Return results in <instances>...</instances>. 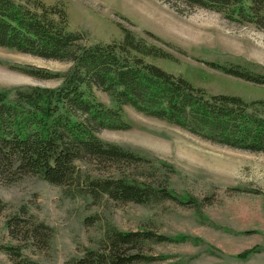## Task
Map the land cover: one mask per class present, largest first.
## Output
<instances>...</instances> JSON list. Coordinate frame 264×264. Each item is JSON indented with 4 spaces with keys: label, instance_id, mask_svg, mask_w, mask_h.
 Instances as JSON below:
<instances>
[{
    "label": "rangeland",
    "instance_id": "1",
    "mask_svg": "<svg viewBox=\"0 0 264 264\" xmlns=\"http://www.w3.org/2000/svg\"><path fill=\"white\" fill-rule=\"evenodd\" d=\"M41 1L60 2L69 28L82 32L88 43L120 40L125 27L174 58L146 60L193 85L247 101L264 99V85L210 65L240 64L264 74V29L252 23L234 22L221 12L179 0ZM70 65L0 47V90L10 95L20 86L51 88L59 83L54 78L29 76L12 66L61 73ZM95 93L106 106H113L105 92ZM122 119L125 129H102L98 137L146 156L147 164H132L127 173L138 180L162 183L187 201L139 204L103 195L92 199L83 191L52 185L31 174L3 175L0 264H18L19 260L73 264L85 249L99 247L108 223L121 230L144 229L200 239L198 244L148 242L144 253L167 255L168 259L134 264H264V154L205 140L130 106L123 107ZM77 164L90 178L118 174L122 167L110 162L98 165L88 158ZM224 227L244 233L228 232ZM5 245L18 249L19 258L5 253ZM247 249L245 257H238Z\"/></svg>",
    "mask_w": 264,
    "mask_h": 264
},
{
    "label": "trees",
    "instance_id": "2",
    "mask_svg": "<svg viewBox=\"0 0 264 264\" xmlns=\"http://www.w3.org/2000/svg\"><path fill=\"white\" fill-rule=\"evenodd\" d=\"M179 1L264 29V0ZM68 25V15L60 2L0 0V47L71 62L61 73L12 66L29 76L54 78L59 83L51 88L20 86L10 95L0 90V177L31 174L52 185L83 191L92 199L103 195L114 201L139 204L167 199L185 203L187 200L162 183L138 180L127 173L132 164H147L146 156L98 137L102 129L127 127L122 119L124 106L205 140L264 154V99L247 101L239 95L213 93L193 85L183 76L146 60L174 58L125 27L121 28L120 40L88 43L82 32L71 30ZM210 65L223 73L264 85V74L240 64L210 62ZM96 90L105 92L113 106L100 101ZM84 158L98 165L110 162L122 167H118V174L90 178L78 168V161ZM199 240L184 234L121 230L108 223L99 247L85 249L73 264L150 263L168 256L144 253L148 242L198 244ZM3 250L19 258L15 247L5 245ZM248 251L238 257H245L243 254ZM18 264L29 263L19 260Z\"/></svg>",
    "mask_w": 264,
    "mask_h": 264
}]
</instances>
